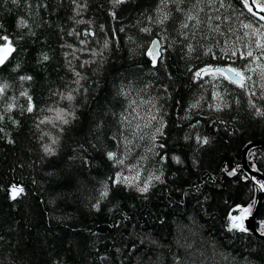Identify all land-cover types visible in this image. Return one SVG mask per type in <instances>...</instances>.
<instances>
[{
  "label": "trees",
  "instance_id": "16d2710c",
  "mask_svg": "<svg viewBox=\"0 0 264 264\" xmlns=\"http://www.w3.org/2000/svg\"><path fill=\"white\" fill-rule=\"evenodd\" d=\"M193 3L0 0V35L16 49L0 67V84L8 85L0 94V264H264V241L229 230L230 215L251 216L259 196L243 151L264 142V55L256 48L264 36L243 24L259 28L264 20L226 0L232 7L213 21L220 32L201 26L193 37L180 27ZM160 9L169 13L163 24ZM155 39L163 55L154 67L146 52ZM229 48L235 56L224 55ZM249 48L253 57L242 58ZM209 65L251 79L242 88L219 73L194 76ZM22 92L32 97V112ZM69 93L73 100L61 98ZM133 108L157 117L148 127L141 121L135 137ZM60 110L68 124L57 119ZM161 119L163 135L153 140ZM248 165L264 176V147L249 152ZM137 169L131 186L113 184L117 173L131 181ZM147 180L149 191H137ZM13 184L25 190L15 200ZM253 200L250 212L236 211ZM257 227L264 234V203Z\"/></svg>",
  "mask_w": 264,
  "mask_h": 264
},
{
  "label": "snow or ice",
  "instance_id": "6c2138e0",
  "mask_svg": "<svg viewBox=\"0 0 264 264\" xmlns=\"http://www.w3.org/2000/svg\"><path fill=\"white\" fill-rule=\"evenodd\" d=\"M14 3L17 2V0H13ZM77 0H73V3L76 4ZM113 4L120 5L127 2V0H112ZM169 0H160L161 5H163L164 8L167 7ZM174 3L181 4L184 3V0H173ZM241 3L244 5V7L247 9V11L253 16L256 17L259 15V12H264V3H261L260 0H241ZM203 5L204 7H201ZM205 7L210 8L211 12H205ZM232 5L230 3H226V0H194V3L191 8L187 9L184 12V21L181 23L180 27L181 29H189L192 32L193 37H195L196 31L201 29V26L207 28L212 33H218L220 32L219 24H216L213 26V21H220L221 20V8H230ZM257 8L258 11H254L253 9ZM77 8H80V5L77 4ZM179 11L180 9L177 8ZM201 12H204V16L201 17ZM212 13H215L213 15ZM77 15H79V11H77ZM111 15L113 18H115V12H112ZM169 13L163 11V9L159 10V15L157 17L156 22L159 24H163L168 19ZM227 19V17H224ZM152 18L149 17V20ZM260 20H264V15H259ZM24 26H27L26 22H24ZM2 25H0V29H2ZM243 27L245 29H252V34L257 36H264V32H261L260 29L264 28V25H261L259 28L253 27L251 23L243 24ZM123 31V29H121ZM143 31L148 32L150 31L149 28H144ZM89 33H84V35H88ZM183 34V33H182ZM77 35H80L77 33ZM245 35H248V33H245ZM81 43H84V41H81ZM107 42L105 43L104 47L106 48ZM256 48L261 50V54L264 55V44H261L259 40L256 41ZM193 49L191 45H189V51L191 52ZM16 51L15 47L13 46V42L9 39L7 35H0V66H3L5 62L8 60L9 56L12 54V52ZM208 51H211V48L208 49ZM224 52V55L227 56L229 52L231 53V56L236 55L237 50H233L231 48L227 50H222ZM146 54L151 58L152 64L155 67L157 62L162 59V51H161V42L159 40H153L151 43V47L147 50ZM241 57H253V51L251 48L248 49L246 53L241 52ZM43 60H48L49 57L47 54H44L42 57ZM254 59H259V57H254ZM18 67V66H17ZM248 71H252L250 67L247 69ZM219 73L220 75L224 76L225 79L230 80L232 83L238 84L240 87H245V81L250 80L251 77H246L244 71L238 70L237 68H233L231 66L227 68L222 67H215L213 68L211 65L206 66L204 68H201L197 70L194 73V76L196 78H203L205 75H211L215 77V75ZM228 73H232L233 75H228ZM264 74V73H262ZM76 75L79 77L80 73L77 72ZM20 79L22 80H31V76H22ZM78 83V81H77ZM8 87L7 84H0V94H3L5 92V89ZM21 95H24L27 97L29 101V105L26 109L28 112H32L34 110V105L31 103L32 97L28 96L27 92H22ZM62 99H67L69 101L73 100L74 97L69 93L67 97L62 96ZM217 99H220L219 94H217ZM137 102L135 100L132 101V104L135 105ZM141 103H148L154 107V104H152V101H141ZM13 105H9L7 108V111H11ZM219 110V107L218 109ZM133 112H135V119L137 122L135 123V127L131 132V135L135 137L136 135L143 132V127H148L151 121L157 120L156 115L149 113L148 116H141L140 113L133 108ZM260 115H264V113H258ZM68 113H63V110H60L57 112V119H60L62 123L68 124L69 120L65 118ZM130 115V114H129ZM129 115L123 116V121L126 122L129 126H132L133 119H129ZM0 119H3L2 116H0ZM147 120L148 123H144L143 127L141 125V121ZM44 121H41L43 123ZM159 126L154 129V134L151 136V139L155 140L156 135H163L162 129L164 127L162 119L158 122ZM0 132H3V129L0 128ZM140 138L142 139L143 136L141 135ZM127 143H131V140H128L125 138ZM197 142L201 144H208L209 140L207 137H196ZM10 143L12 141H9ZM55 143V141H53ZM160 148L165 147V145L160 144ZM151 150V149H150ZM44 151L48 154H54L53 149L50 146H45ZM107 156L110 160H115L117 164H123L124 160L122 158H117V154L115 152H109L107 153ZM164 159V157H162ZM177 163H180V160L178 157L175 158ZM253 170H256L253 166ZM227 171V169H225ZM227 174L229 176H235L237 174L236 169H233L231 171H227ZM139 177V170L137 169V175L136 177H133L130 181L128 177L123 176L122 173H117L116 178L113 180V184H126L131 186L132 183L137 180ZM247 178V177H245ZM153 179L160 180V176H154ZM254 179V177H253ZM259 185L260 190H264V182L257 181ZM151 185V180H147L144 182V185L141 187L137 185V191L141 193H147L149 191V187ZM24 188L23 186H17L15 184L10 186L9 192H10V198L15 200L22 194H24ZM101 196L106 198L108 196L107 188H105L104 191H102ZM256 201L253 200L246 208L242 206H237L236 211L238 213H248L250 212L251 208L255 205ZM97 209H99V203L95 205ZM231 222V227L229 230L238 229L241 231H246V229L242 226V224L237 223L241 219L240 215L231 216L229 217Z\"/></svg>",
  "mask_w": 264,
  "mask_h": 264
},
{
  "label": "water",
  "instance_id": "95a60500",
  "mask_svg": "<svg viewBox=\"0 0 264 264\" xmlns=\"http://www.w3.org/2000/svg\"><path fill=\"white\" fill-rule=\"evenodd\" d=\"M241 2V0H239ZM254 11H258L257 8L254 7L253 9ZM259 15H264V12H259ZM259 15L256 16L257 18H259ZM157 40V39H155ZM151 47V45H150ZM161 51H162V46H161ZM15 54V51L12 52V54L9 56L8 60L5 62L4 65H6V63L13 57V55ZM3 65V66H4ZM2 67V66H0ZM222 68H227V67H222ZM228 75H233L232 73H228ZM236 84V83H234ZM264 147V142H257V143H252L249 144L245 150L243 151V167L244 169L254 178H256L257 180H259L260 182H264V176L258 172H254L250 169L249 165H248V154L250 151H252L253 149H257V148H262ZM259 190V196H258V201H257V206L255 208V211L253 213L252 216H250V218L243 220L242 218L237 221V223L242 224V226L246 229V231H241L243 233L246 232H250L252 233L257 239L264 241V234L259 233L258 231V227H257V220H258V215L259 212L261 210V207L264 203V190ZM241 217V216H240Z\"/></svg>",
  "mask_w": 264,
  "mask_h": 264
},
{
  "label": "bare ground",
  "instance_id": "6f19581e",
  "mask_svg": "<svg viewBox=\"0 0 264 264\" xmlns=\"http://www.w3.org/2000/svg\"><path fill=\"white\" fill-rule=\"evenodd\" d=\"M214 68V67H213ZM253 215V214H252ZM251 215V216H252ZM241 218L243 219V220H245V219H248V218H250V216H246L245 218H243L242 216H241Z\"/></svg>",
  "mask_w": 264,
  "mask_h": 264
},
{
  "label": "rangeland",
  "instance_id": "374dc122",
  "mask_svg": "<svg viewBox=\"0 0 264 264\" xmlns=\"http://www.w3.org/2000/svg\"><path fill=\"white\" fill-rule=\"evenodd\" d=\"M261 3H264V0H260ZM245 218V217H244Z\"/></svg>",
  "mask_w": 264,
  "mask_h": 264
}]
</instances>
